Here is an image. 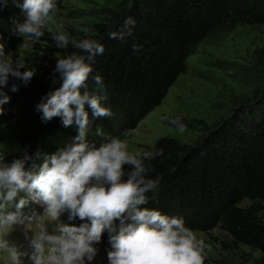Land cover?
Returning a JSON list of instances; mask_svg holds the SVG:
<instances>
[{"label":"trees","instance_id":"obj_1","mask_svg":"<svg viewBox=\"0 0 264 264\" xmlns=\"http://www.w3.org/2000/svg\"><path fill=\"white\" fill-rule=\"evenodd\" d=\"M64 1L57 0L54 15ZM128 16L136 20L133 35L124 42L109 39V31L121 30ZM24 19L11 0L7 7H0V44L7 61L17 45L31 38L13 31V22ZM238 25L264 28V0H129L128 8L114 12L104 31L94 38L105 51L95 58L87 83L91 91V77L101 75L108 93L103 106L113 115L92 119L89 110V142L99 146L103 141L95 134L98 127L106 134L130 139L137 125L161 105L178 77L186 73L187 60L197 48L222 40ZM53 34L40 38L44 56L23 59L32 67L42 65L40 75H34L28 86L9 79V85L20 87L8 92L11 100L0 116V158L5 162L25 154L34 159L37 151L55 153L77 134L74 126L63 127L59 117L42 123L35 111L41 98L60 86L58 78L50 75L56 59L84 54L70 44L66 49L57 48ZM133 43L142 45L140 53L133 52ZM262 65L264 68V61ZM246 105L239 114L233 112L209 128L200 127L203 134L192 144L173 138L155 142L147 152L162 148L164 154L146 161L148 176L162 179L155 195L148 193L146 207L183 217L193 232L208 234L218 229L234 248L260 253L254 264H264V82L256 86ZM173 121L165 124L175 129L181 122L184 129L194 127L191 121ZM35 162L40 164L42 159ZM124 168L126 173L130 170L127 165ZM71 223L78 226L82 221L77 218ZM96 246L105 253L110 250L107 232Z\"/></svg>","mask_w":264,"mask_h":264},{"label":"clouds","instance_id":"obj_2","mask_svg":"<svg viewBox=\"0 0 264 264\" xmlns=\"http://www.w3.org/2000/svg\"><path fill=\"white\" fill-rule=\"evenodd\" d=\"M11 3L25 17L22 23L13 22V31L24 37H42V29L57 11V0ZM8 4L9 0H2L0 7ZM122 25L119 31H109L108 38L124 42L131 37L136 20L128 16ZM82 31L88 33L89 29ZM52 39L57 48L66 49L69 45V36L63 31H56ZM72 43L84 54L72 53L56 59L50 75L58 78L60 86L47 92L35 111L42 123L59 117L63 127L74 126L77 134L70 144L52 154L37 151L34 159L25 154L11 162L0 158V253L6 252L11 264H23L22 257H27L31 264H92L98 253L95 245L107 232L108 264H204L205 243L185 225L183 217L146 207L150 202L148 193L154 196L162 179L148 176L150 167L146 161L163 156L164 150L141 156L130 152L125 140L106 134L99 127L95 134L103 141L99 146L89 142V110L92 119L113 115L109 107L103 106L108 93L101 75L91 77V91L87 83L95 58L103 55L105 48L96 39ZM132 50L140 53L142 45L133 43ZM4 55V45L0 44V116L11 100L8 92H17L20 87L15 83L9 85V79L28 86L35 75L28 69L21 71L25 67L20 61L14 68ZM177 120L180 119L173 123ZM184 128L181 122L177 130L182 132ZM122 135L127 136V132ZM41 159L42 163L35 162ZM125 165L130 167L127 173ZM20 193L24 196L14 204L15 211H6V206L16 201ZM30 202L43 208L38 220L41 225L45 221L57 222V234H49L41 227L29 240L31 252L24 253L2 233L14 225L25 224L22 209ZM64 213L69 223L59 222ZM77 218L82 221L78 226L71 223Z\"/></svg>","mask_w":264,"mask_h":264},{"label":"rangeland","instance_id":"obj_3","mask_svg":"<svg viewBox=\"0 0 264 264\" xmlns=\"http://www.w3.org/2000/svg\"><path fill=\"white\" fill-rule=\"evenodd\" d=\"M128 6L129 0H65L62 9L53 15L42 31L44 34L63 31L69 36L70 45H73V41L94 39L104 31L114 12L126 10ZM85 27L89 29L88 33L82 31ZM40 38H25L17 45L8 58L14 68L16 62L20 61L25 67L21 71L28 69L40 75L42 65L32 67L23 62L25 58L45 55V45ZM263 61L264 28L238 25L222 40L200 45L188 58L186 73L178 77L161 105L144 118L131 133L130 139L126 140L129 151L143 156L160 138H173L192 144L203 134L200 127L209 128L231 117L233 112L239 114L241 108L246 104L249 106L256 86L264 82ZM176 118L180 119L177 121L193 122V129L181 132L165 124ZM22 196L24 193L8 204L6 211H15L14 204ZM22 214L25 224L14 225L2 233L21 252H31L29 240L41 227L49 234H57V222L45 221L43 225L38 222L43 214L41 205L30 202L22 209ZM28 217L33 219L28 221ZM59 222L69 223L67 213L60 216ZM194 233L205 243L204 264H254L261 255L244 247L234 248L218 229L208 234ZM97 249L92 264H108L107 253ZM8 257L6 252L0 253V264L11 262ZM24 261L23 264H31L27 257Z\"/></svg>","mask_w":264,"mask_h":264},{"label":"bare ground","instance_id":"obj_4","mask_svg":"<svg viewBox=\"0 0 264 264\" xmlns=\"http://www.w3.org/2000/svg\"><path fill=\"white\" fill-rule=\"evenodd\" d=\"M22 252H24V251H22ZM25 253V252H24ZM8 259L10 260V258L8 257ZM25 260V257H22V261H24ZM25 262V261H24ZM6 264H11V262H6Z\"/></svg>","mask_w":264,"mask_h":264}]
</instances>
